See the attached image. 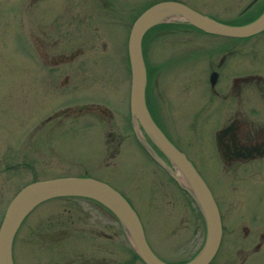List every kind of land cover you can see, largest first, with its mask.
Returning <instances> with one entry per match:
<instances>
[{
	"label": "flooded vegetation",
	"instance_id": "obj_1",
	"mask_svg": "<svg viewBox=\"0 0 264 264\" xmlns=\"http://www.w3.org/2000/svg\"><path fill=\"white\" fill-rule=\"evenodd\" d=\"M18 1L19 10L16 9L15 14L12 13L14 21L18 24L17 30L22 33L21 36L27 37L30 47L34 50L35 55L32 58L41 69L43 84L54 92L45 99L46 110L27 135H37V144L42 147L55 148L61 135L65 136L71 126H76L80 117L94 115L99 119L100 116L102 122L112 118L109 110L102 104L92 101L82 104L68 102L69 95L77 87V77L74 74L78 67H83L88 62L93 63L99 58L90 54L88 43L91 37H98V34L100 37L102 33L109 37L123 35L127 25L131 23L128 26L130 33L141 12L136 15L133 10L130 11L128 6L131 3L128 0H50L51 2L47 3L46 0ZM192 1L193 4L189 3V0H147L145 9L161 2H177L215 21L232 26L252 22L264 12V0H249L236 13L232 12L236 4L230 8L221 4L220 0ZM11 7L14 8H9ZM222 14L228 16L222 19ZM170 19L173 18L155 25L142 39V56L146 70V109L165 137L186 156L215 203L219 218L218 244L206 264H264V31L248 38H231L205 33L185 21H182L184 24L180 30H174L171 23H166ZM89 26H92V29ZM179 31L182 37L198 32L222 39L221 43H208L209 46L205 49L195 51L197 60L198 57L199 60L205 58L208 63L202 78L204 83L198 88H201L199 94H203L204 104L200 110L218 117L219 122L202 155L198 156L200 167L195 166L177 146L179 140L172 139L161 125L162 119L168 117L173 109L171 89L167 87V83L159 82L160 76L173 66L187 70L190 65V46L187 39L183 40L185 47L180 57H172V50L165 54L168 47L173 46L168 44V39L178 35ZM99 41L98 50L101 51L97 54L106 55L101 56V63L108 67L120 62L122 65L127 63L129 69L127 41L126 49L120 51L113 47V43L107 45L105 40ZM148 52L153 53L152 60L149 59ZM62 91L68 94L65 100L68 104L60 105L56 109L51 108L59 100L56 96ZM81 106L85 108L78 110ZM132 120L129 126L137 145L166 175L168 183L182 192L184 200L188 203L184 205V216L180 220H175L174 211L169 212L172 216L168 214L167 224L170 226L167 225L166 228L158 218L159 211H155L153 216L157 219L154 231L158 238L183 234L178 240L183 243V257L165 261L148 245L151 251L166 263L190 262L205 251L210 235L203 209L190 190L180 184L174 174L173 164L158 146L153 145L146 133L144 139L138 136L136 127L142 133L145 131L138 122ZM122 138L115 136L113 132H107L108 140L104 150L107 155L114 158L120 154ZM110 144L113 146L110 147ZM97 206L105 211L109 225L111 213L103 206ZM171 208L174 209V206ZM111 216L114 218L112 223L118 227L117 231L110 234L108 225L102 230L90 227L92 238L87 244L89 250L94 252L91 251L90 256L83 261H78L75 252V236L82 228L72 220L55 221L52 223L53 227L49 225L42 231L37 240V244H42L41 255L48 257L51 252L55 253L54 256H58L60 261L53 264H118L110 257L114 256L115 252H110L104 243L111 241V237L115 238V235L125 240V233L121 224ZM160 222L161 228L158 227ZM143 232L147 241L144 228ZM72 240L74 242L71 243ZM68 242L70 246L66 247ZM132 252V259L141 262L136 251L132 249ZM62 255L70 257V260L62 259ZM13 263L15 264L14 257Z\"/></svg>",
	"mask_w": 264,
	"mask_h": 264
},
{
	"label": "rangeland",
	"instance_id": "obj_2",
	"mask_svg": "<svg viewBox=\"0 0 264 264\" xmlns=\"http://www.w3.org/2000/svg\"><path fill=\"white\" fill-rule=\"evenodd\" d=\"M128 1L131 3L128 9L133 10L136 15L142 13L147 6V0ZM248 1L220 0V3L230 8L236 4L232 11L236 13ZM15 2L16 4H13ZM17 2L19 1L13 0L11 3L10 0H0V223L12 198L27 183L34 180L90 176L109 184L127 199L144 228L148 244L159 257L165 261L181 259L184 255L183 243L178 240L183 234L164 235L158 238L154 231L157 219L153 216L156 214L155 211H159L158 218L166 228L167 225L170 226L167 224L169 212L174 211L175 220H180L184 216V205L188 203L184 200L182 192L168 183L166 175L149 159L133 138L129 126L132 118L128 106L130 89L128 64L122 65L120 62L108 67L101 63V56L106 55H98L101 51L98 50L99 40H105L107 45L113 43L116 50L126 49L128 26L131 23L127 25L123 35L109 37L102 33L100 37L99 34L98 37H91L88 43L90 54H95L99 58L93 63L88 62L85 66L78 67L74 74L77 77V87L68 99V102L74 101L78 104L87 101L102 104L109 110L112 118L102 122L100 116L99 119L94 115L82 116L76 121V126L70 127L65 136L61 135L60 142L55 148L42 147L37 144V135L30 137L27 134L44 114L45 99L54 92L43 84L41 69L32 58L35 55L34 50L30 47L27 37L21 36L22 33L17 30L18 24L12 15L16 9L19 10ZM47 2L51 1L46 0ZM189 3L193 4V1L189 0ZM10 6L14 8H9ZM222 15H224L222 19L228 16ZM166 23H171L174 30H180L184 24L176 18ZM89 28L92 29V26ZM178 33L168 39V44L173 46L168 47L165 54L172 50V57H180L185 47L183 40L187 39L190 46V65L187 70L173 66L162 72L159 82L167 83V87L171 89L173 111L166 117L167 119L163 116L164 119L160 122L164 132L172 139L177 138L179 140L177 146L196 167H200L198 156L202 155L219 122L218 117L200 110L204 104L203 94H199L201 88H198L204 83L202 78L208 63L205 58L199 60L198 57L197 60L195 51L203 50L209 44L221 43L222 39L198 32L190 33L188 37H182L180 31ZM148 54L152 60L153 53ZM64 91L68 93L67 90ZM67 96L68 94L62 91L56 96L59 100L51 108L56 109L60 105L68 104L65 101ZM136 129L138 136L144 139L145 132L142 133L137 127ZM109 131L115 136L123 137L121 152L114 158L104 151ZM111 146L113 144H110ZM97 205L81 198H57L41 203L24 220L15 235L13 241L15 264H53L60 261L53 252L48 257H43L40 251L42 244L41 246L37 244L42 231L49 225L53 227L52 223L58 220H72L82 228L75 236L77 239L75 252L79 262L89 257L92 251L87 244L92 238L89 233L90 227L102 230L108 225L105 211ZM171 206H174V209ZM109 221V233L112 234L118 227L112 223L114 218L111 215ZM115 236L111 237L108 243H104L110 252H115L114 256H110L111 259L114 258L118 264H143L138 259H132L133 247L126 234L125 240ZM69 246L68 242L66 247ZM63 258L68 260L70 257L62 255Z\"/></svg>",
	"mask_w": 264,
	"mask_h": 264
},
{
	"label": "water",
	"instance_id": "obj_3",
	"mask_svg": "<svg viewBox=\"0 0 264 264\" xmlns=\"http://www.w3.org/2000/svg\"><path fill=\"white\" fill-rule=\"evenodd\" d=\"M169 18L185 20L208 34L246 38L264 30V12L253 22L230 26L219 23L177 2H161L143 11L132 25L127 53L130 67V113L151 141L178 168L189 184V190L202 207L210 230L205 251L184 264H206L215 252L219 237V218L207 187L183 153L177 150L151 119L144 100L146 73L141 52L143 35L154 25ZM85 108V106L78 107ZM83 198L106 208L121 224L126 236L144 264H169L160 260L149 248L137 214L128 201L107 183L91 177H63L34 181L20 189L8 204L0 223V264H13L12 242L26 216L38 205L55 198Z\"/></svg>",
	"mask_w": 264,
	"mask_h": 264
},
{
	"label": "bare ground",
	"instance_id": "obj_4",
	"mask_svg": "<svg viewBox=\"0 0 264 264\" xmlns=\"http://www.w3.org/2000/svg\"><path fill=\"white\" fill-rule=\"evenodd\" d=\"M174 174H175L176 178L178 179V181L180 182V184H182L187 189L190 188L188 182L185 180V178L183 177V175L181 174V172L179 171L178 168H175Z\"/></svg>",
	"mask_w": 264,
	"mask_h": 264
}]
</instances>
